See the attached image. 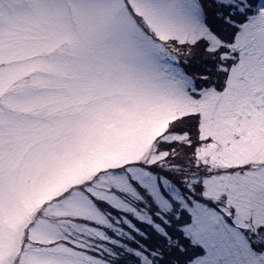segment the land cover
<instances>
[{
    "label": "snow or ice",
    "instance_id": "1",
    "mask_svg": "<svg viewBox=\"0 0 264 264\" xmlns=\"http://www.w3.org/2000/svg\"><path fill=\"white\" fill-rule=\"evenodd\" d=\"M0 264H264V0H0Z\"/></svg>",
    "mask_w": 264,
    "mask_h": 264
}]
</instances>
